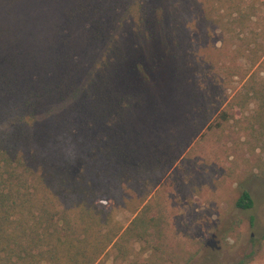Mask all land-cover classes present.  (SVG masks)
<instances>
[{
  "label": "trees",
  "instance_id": "1",
  "mask_svg": "<svg viewBox=\"0 0 264 264\" xmlns=\"http://www.w3.org/2000/svg\"><path fill=\"white\" fill-rule=\"evenodd\" d=\"M260 22L264 0H0V264L177 258L132 134L204 82L207 134L264 149Z\"/></svg>",
  "mask_w": 264,
  "mask_h": 264
},
{
  "label": "rangeland",
  "instance_id": "2",
  "mask_svg": "<svg viewBox=\"0 0 264 264\" xmlns=\"http://www.w3.org/2000/svg\"><path fill=\"white\" fill-rule=\"evenodd\" d=\"M256 27L264 32L263 22ZM202 83L195 92L184 85L179 105L141 119L132 134L139 157L165 166L153 193L162 196L178 255L169 264H239L253 247L256 255L246 264H264V241L260 250L257 241L264 234V149H236L233 139L216 142L207 134L215 116L204 111ZM243 189L254 198L250 210L235 205Z\"/></svg>",
  "mask_w": 264,
  "mask_h": 264
}]
</instances>
